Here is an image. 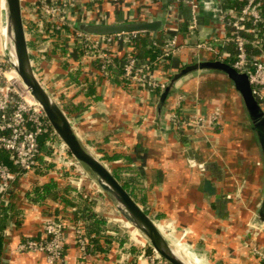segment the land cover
Segmentation results:
<instances>
[{"label": "crops", "instance_id": "crops-1", "mask_svg": "<svg viewBox=\"0 0 264 264\" xmlns=\"http://www.w3.org/2000/svg\"><path fill=\"white\" fill-rule=\"evenodd\" d=\"M20 1L21 6L36 2ZM160 10V0H77L74 10L66 13L70 23L65 29L47 24L41 37L24 27L33 70L80 141L192 264H264L252 252L253 246L264 248V220L260 222L257 215L264 196V159L242 98L220 71L199 69L175 77L190 64L212 60L196 47L211 33V14L201 11L199 27L190 30L186 24L190 12L181 7L185 20L175 30L180 46L151 70L169 86L164 98V91L153 95L136 84L125 87L120 75H104L72 35L80 23L160 20L157 30L141 32L134 39L115 36L111 43L116 60L112 71L121 68L130 54L144 63L150 60V44L160 47L167 33ZM226 49L233 52L231 44ZM261 107L264 110V104ZM217 109L222 118L210 126L176 127L171 117L172 112L186 119ZM205 179L211 181L215 195L204 191ZM48 183L54 185L52 195L28 201L27 194ZM89 183L88 197H83L65 176L42 167L17 179L1 264H50L40 251L16 250L25 236H41L45 218L66 225L63 255L53 264H148V241L119 218L92 176ZM217 197L223 198L224 211ZM85 199L105 220L100 234L91 233L96 247L86 235L87 221L75 216L72 205L81 206ZM79 220L87 241L85 254L74 226Z\"/></svg>", "mask_w": 264, "mask_h": 264}, {"label": "built area", "instance_id": "built-area-1", "mask_svg": "<svg viewBox=\"0 0 264 264\" xmlns=\"http://www.w3.org/2000/svg\"><path fill=\"white\" fill-rule=\"evenodd\" d=\"M160 3L163 26L167 29L159 47L161 52L155 60L144 63L138 62L132 54L126 56L121 66L120 77L125 81L122 85L131 87L136 84L153 95L165 90L166 81L156 79L151 70L154 63L168 59L179 48L175 30L185 20L180 16V9L186 6L190 12L186 20L190 30L199 27L198 16L201 11L210 13L212 18L211 33L200 39L196 47L209 54L212 60L227 62L238 72L245 73L253 96L260 105L264 104V0H160ZM76 4L77 0H36L29 6H21L25 15L24 27L28 26L30 31L41 37L46 33L47 24L57 29H65L70 23L66 13L73 11ZM145 31L148 30L97 34L77 29L72 35L84 55L93 61L97 60L101 72L112 77V70L116 65L110 50L113 38L127 35L129 39H134ZM227 44L233 46L232 53L226 49ZM3 48L6 49L5 43ZM40 51L43 52L44 49ZM13 62L12 54L4 56L0 53V149L5 151L16 168L12 170L0 159V208L12 204L15 181L34 172L38 167L57 176H65L83 197H88L89 174L57 137L42 108L30 95L19 76L12 73L16 72ZM38 80L45 88V84L39 78ZM171 117L176 127H202L219 122L222 111L217 109L209 114H195L186 119L172 112ZM200 166L204 168L203 164ZM96 188L100 191L98 186ZM74 226L79 249L85 254L87 241L82 222L79 220ZM65 229L66 225L61 220L45 218L41 236H25L17 244L16 250L40 251L53 264L63 255ZM261 229L262 226L259 230ZM6 233L7 229L4 236ZM252 252L264 262L263 247L253 246ZM2 260L1 254V263ZM148 264L169 263L151 248Z\"/></svg>", "mask_w": 264, "mask_h": 264}, {"label": "water", "instance_id": "water-1", "mask_svg": "<svg viewBox=\"0 0 264 264\" xmlns=\"http://www.w3.org/2000/svg\"><path fill=\"white\" fill-rule=\"evenodd\" d=\"M5 10L4 34L5 47L12 52L14 62L12 66L16 70L20 80L29 91L30 95L38 102L42 108L48 122L57 137L62 140L68 148L69 153L80 162L93 177L98 187L113 202L116 210L148 241L150 247L156 251L160 257L169 264H192L187 258L182 256L177 249L168 241L156 223L148 214L134 201L128 191L115 178L105 164L95 156L78 138L74 132L66 114L50 93L42 86L34 73L25 28L23 23L22 7L20 0H3ZM160 27V20L144 22H124L117 24H95L80 23L78 28L88 33L110 34L117 32H129L137 30H157ZM208 69L225 73L233 82L234 87L239 92L247 112L251 128L255 132L260 144L264 159V110L253 96L248 77L245 73L238 72L229 63L219 60L199 61L186 66L175 77L178 78L187 72ZM172 83V82H171ZM169 90L167 86L162 93L164 98ZM205 168L213 165H203ZM204 191L208 195H215V188L211 181L204 180ZM215 201L220 209L224 211L225 203L222 197H217ZM258 220H264V196L258 208Z\"/></svg>", "mask_w": 264, "mask_h": 264}, {"label": "trees", "instance_id": "trees-1", "mask_svg": "<svg viewBox=\"0 0 264 264\" xmlns=\"http://www.w3.org/2000/svg\"><path fill=\"white\" fill-rule=\"evenodd\" d=\"M151 48L147 50V53L150 56V60L153 61L156 59V57L161 52V49L159 47H154V45L150 44ZM94 65L99 67V62L97 60L93 61ZM114 75H120L122 73L121 68H117L114 71H112ZM122 82H125L124 79H121ZM43 137L40 139V143L43 141ZM0 159L5 161L12 170H15V165L11 162L8 155L5 153V151L0 149ZM54 187L52 183L45 184L44 186L36 188L33 192H30L27 194L28 201H38L40 198L44 197L45 195H52L51 188ZM72 205L75 207V216L78 218H83L87 221L86 224V235L88 236V239L90 242L94 243V246H97V239L91 235V233H94L95 235H98L101 233L102 225L105 224V220L103 218H100L96 215L95 212H93L88 204V201L85 199L81 206H76L77 204L72 203ZM11 210V205L7 207H1L0 208V256L2 254L3 249V238H4V231L8 225V219L11 217L9 211ZM151 249V247H150ZM1 264V261H0Z\"/></svg>", "mask_w": 264, "mask_h": 264}, {"label": "rangeland", "instance_id": "rangeland-1", "mask_svg": "<svg viewBox=\"0 0 264 264\" xmlns=\"http://www.w3.org/2000/svg\"><path fill=\"white\" fill-rule=\"evenodd\" d=\"M1 1V0H0ZM3 26H5V10H4V8L1 6V2H0V43H1V50H0V53L1 54H4V56L6 55V54H8V52H7V50H5L4 48H3V46H4V43H5V40H4V35L2 34V28H3ZM84 167V166H83ZM85 168V167H84ZM85 170H86V168H85ZM87 171V170H86ZM88 173V172H87ZM89 174V173H88ZM89 176H91L90 174H89ZM101 190V189H100ZM113 206H114V204H113ZM119 213V212H118ZM118 216H119V218L121 219V220H123V222H126L127 223V221H126V219L119 213L118 214ZM130 226V229H132L133 227L131 226V225H129ZM143 236V235H142ZM144 237V236H143ZM146 239V238H145Z\"/></svg>", "mask_w": 264, "mask_h": 264}, {"label": "bare ground", "instance_id": "bare-ground-1", "mask_svg": "<svg viewBox=\"0 0 264 264\" xmlns=\"http://www.w3.org/2000/svg\"><path fill=\"white\" fill-rule=\"evenodd\" d=\"M1 6L4 8V1L3 0H1ZM5 32H6V28H5V26H3V28H2V34L4 35L5 34ZM9 54H12L13 55V50H12V52L8 49V51H7ZM13 74H15L16 73V75H18L17 74V72H12ZM132 230L133 231H135V232H138L137 230H135L134 228H132ZM181 254V253H180ZM182 256H184V254H181ZM185 257V256H184ZM198 258H200L199 256H197ZM186 258V257H185ZM191 262V261H190ZM192 263V262H191Z\"/></svg>", "mask_w": 264, "mask_h": 264}]
</instances>
